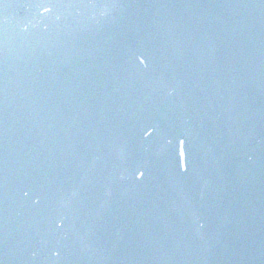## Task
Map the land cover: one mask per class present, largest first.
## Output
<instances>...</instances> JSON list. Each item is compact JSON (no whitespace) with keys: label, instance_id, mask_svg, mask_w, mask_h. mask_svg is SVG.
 Segmentation results:
<instances>
[{"label":"water","instance_id":"95a60500","mask_svg":"<svg viewBox=\"0 0 264 264\" xmlns=\"http://www.w3.org/2000/svg\"><path fill=\"white\" fill-rule=\"evenodd\" d=\"M0 264H264V0H3Z\"/></svg>","mask_w":264,"mask_h":264},{"label":"snow or ice","instance_id":"6c2138e0","mask_svg":"<svg viewBox=\"0 0 264 264\" xmlns=\"http://www.w3.org/2000/svg\"><path fill=\"white\" fill-rule=\"evenodd\" d=\"M3 2V0H0V3H2Z\"/></svg>","mask_w":264,"mask_h":264}]
</instances>
